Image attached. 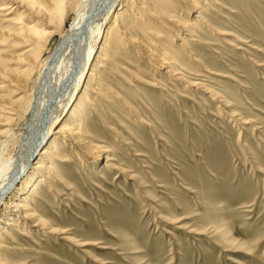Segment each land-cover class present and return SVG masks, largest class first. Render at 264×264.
Returning a JSON list of instances; mask_svg holds the SVG:
<instances>
[{"label":"rangeland","instance_id":"374dc122","mask_svg":"<svg viewBox=\"0 0 264 264\" xmlns=\"http://www.w3.org/2000/svg\"><path fill=\"white\" fill-rule=\"evenodd\" d=\"M81 1L58 26L59 0H0V171L24 143L16 87L32 73V102ZM121 1L115 46L31 162L40 183L16 186L45 225L0 212V264H264V0Z\"/></svg>","mask_w":264,"mask_h":264},{"label":"bare ground","instance_id":"6f19581e","mask_svg":"<svg viewBox=\"0 0 264 264\" xmlns=\"http://www.w3.org/2000/svg\"><path fill=\"white\" fill-rule=\"evenodd\" d=\"M66 1L68 0H59V2L55 4L54 13L52 15L49 14V19L51 21L53 20L58 26L62 25L65 20ZM120 1L121 0H82L76 14L74 13L75 17L70 27L65 33L60 35L53 53L47 59L44 72L42 71L43 74L40 79L38 77L39 81L35 77L38 84L37 87H35L36 92L32 102H29L30 100L27 101V93H25V88L31 79L32 73H29L25 77L24 86H19L18 84V87H16V92L18 95H21V97L18 98L17 101L15 100V102L27 104L25 110L27 115L26 119L24 118L25 120L22 121L20 129L18 130L22 135L21 141H24V143L21 144L20 142L16 151L14 150L15 157L9 158L7 167H3L4 169L0 171L1 215H3V212L6 210L8 212L13 210L14 213L22 216L24 221L35 222L33 225L34 227L40 228L45 225L35 215L36 212L34 213L29 209V206L24 200H22V202L15 200L17 191H23L22 189L30 186L32 187V191H34L38 186L37 184L40 183L38 178H36V171L41 166L36 165V167L32 168V170H34V172H32L30 170L32 165L31 162L38 155L41 147L52 138L53 127L67 114L71 102H73L77 92L80 90L81 84L85 80L91 82L93 77H95L94 71H88L95 58L101 39L103 43L101 47L98 48V59L105 61L107 53L105 56L104 53L107 50L113 49L115 46V41L118 39L115 38L117 37L115 36L117 35L116 33H118L116 30L121 22V14L118 11H122L121 8H117V12L115 13V6H117ZM7 7L5 8L9 9V7ZM123 7H126V5H123ZM0 11H4V8L0 9ZM109 21L110 24H108L107 30L105 31V26ZM21 30L31 33L34 36L38 34L36 30L31 29V27H23ZM51 34L52 33H49L47 35L51 37ZM117 42L119 44L118 40ZM87 91L94 92L91 88H86L83 100L89 98ZM18 107H20V105H18ZM15 113L10 112L8 114L7 127L5 129V132L8 134L12 126H14L15 121L18 120L16 119L17 114ZM71 116H73V113ZM71 126L64 122L59 131L54 134L69 135L72 137L76 132L73 133L75 129ZM21 130H23V134ZM24 133L26 136L23 140ZM62 138L63 137L54 138L48 145V148L42 150L40 154L42 160L52 155L55 157V154L52 152L60 145ZM5 141L7 142V140ZM5 141L3 139L0 140V155H2L1 153L4 150ZM17 185H22V189H19V187L16 188ZM6 219L11 221L9 217H6ZM8 226L15 225L9 223Z\"/></svg>","mask_w":264,"mask_h":264}]
</instances>
